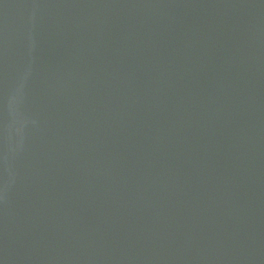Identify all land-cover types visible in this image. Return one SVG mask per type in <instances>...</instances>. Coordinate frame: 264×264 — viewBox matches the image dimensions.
<instances>
[{"label": "water", "instance_id": "95a60500", "mask_svg": "<svg viewBox=\"0 0 264 264\" xmlns=\"http://www.w3.org/2000/svg\"><path fill=\"white\" fill-rule=\"evenodd\" d=\"M0 264H264V0H0Z\"/></svg>", "mask_w": 264, "mask_h": 264}]
</instances>
